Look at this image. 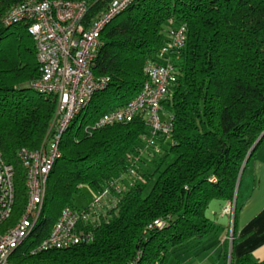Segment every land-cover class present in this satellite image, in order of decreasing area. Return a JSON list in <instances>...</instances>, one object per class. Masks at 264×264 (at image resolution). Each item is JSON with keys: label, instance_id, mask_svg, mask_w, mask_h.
Here are the masks:
<instances>
[{"label": "trees", "instance_id": "trees-1", "mask_svg": "<svg viewBox=\"0 0 264 264\" xmlns=\"http://www.w3.org/2000/svg\"><path fill=\"white\" fill-rule=\"evenodd\" d=\"M25 1L0 0V153L11 166L14 188L6 227L26 205V172L17 154L46 145L56 107L53 96L28 86L38 78L28 25L2 24ZM66 1L89 4L85 25L109 2ZM171 25L186 26L184 47L170 59L176 82L161 102V119L170 118L172 133L157 140L158 152L151 150L155 157L142 169L140 144L147 132L141 116L127 124L84 128L139 94L144 66L163 63L157 56ZM100 40L92 72L108 78L107 85L63 134L40 219L10 264H167L178 248L211 231L209 205L234 198L246 159L264 142V0H136L103 29ZM135 158L142 181L125 183ZM113 181L125 190L110 194L92 223L80 226L91 233L90 243L31 254L63 208H86L75 206L78 186L98 193ZM234 264L264 261L247 254Z\"/></svg>", "mask_w": 264, "mask_h": 264}, {"label": "built area", "instance_id": "built-area-1", "mask_svg": "<svg viewBox=\"0 0 264 264\" xmlns=\"http://www.w3.org/2000/svg\"><path fill=\"white\" fill-rule=\"evenodd\" d=\"M136 0H109L104 13L85 25L89 4L85 1L28 0L14 7L3 18L6 27L25 23L35 48L38 78L29 88L56 101L54 131L45 146L39 150H20V159L26 172L27 198L20 218L11 226H4L12 213L14 202L13 172L4 163L0 153V264H10L16 249L26 245V240L42 214L48 175L60 157V140L69 125L86 109L95 93L103 90L108 82L106 77H96L92 66L102 46L100 35L103 29L119 14L131 7ZM166 40L158 55L164 63H148L143 68L145 82L139 94L123 107L105 113L89 130L130 123L141 116L147 133L141 137L144 149L157 153L158 139H168L172 133L169 117L161 119V102L169 88L176 82L174 68L170 63L185 44L186 26H170ZM138 161L129 160L128 179L142 181L134 167ZM112 190V191H111ZM125 184L111 182L110 187L92 194V201L85 209H62L50 232L31 250L36 254L48 250H61L78 244H88L92 235L80 228L89 225L101 208L108 202L110 194L119 195ZM235 198L227 201L221 214L229 218V241L235 215ZM154 226L162 228L163 223L155 221Z\"/></svg>", "mask_w": 264, "mask_h": 264}, {"label": "crops", "instance_id": "crops-1", "mask_svg": "<svg viewBox=\"0 0 264 264\" xmlns=\"http://www.w3.org/2000/svg\"><path fill=\"white\" fill-rule=\"evenodd\" d=\"M140 149H144L142 143ZM152 153L148 149L143 154L142 169L147 167ZM82 190L90 200L93 192L88 187ZM235 203L232 241H229V218L221 214L223 203L213 201L206 213L211 231L184 248H178L168 262L174 259V264H234L247 254L253 261H264V142L242 168Z\"/></svg>", "mask_w": 264, "mask_h": 264}, {"label": "rangeland", "instance_id": "rangeland-1", "mask_svg": "<svg viewBox=\"0 0 264 264\" xmlns=\"http://www.w3.org/2000/svg\"><path fill=\"white\" fill-rule=\"evenodd\" d=\"M88 1H90V0H88ZM157 58L160 59V56L158 55ZM24 86H25V88H27V85H23V88H24ZM53 124H54V123H53ZM52 130H54V125H53V126L51 125V126H50V129H48V131H47V133H46V137H45L44 141L42 142V145H43L44 143H46V142L49 140V138L51 137V135H52V133H53ZM153 157H155V156H153ZM153 157H151L150 160H152ZM140 177H141V176H140ZM124 181H125V180H124ZM125 183H128V182L125 181ZM84 187H85V186H78V189L81 190V189L84 188ZM149 188H150V187H148V188L146 189V192L148 191ZM61 191H63V189H62ZM235 196H236V192H235V194H234V198H235ZM234 198H233V199H234ZM91 201H92V198L89 200L88 195L85 193L84 190H82V192L76 196V199H75V206L78 207V208L86 207L87 205L90 204ZM29 240H30V238H28V239L26 240V244L29 242ZM167 264H174V259L170 260V262H167Z\"/></svg>", "mask_w": 264, "mask_h": 264}, {"label": "water", "instance_id": "water-1", "mask_svg": "<svg viewBox=\"0 0 264 264\" xmlns=\"http://www.w3.org/2000/svg\"><path fill=\"white\" fill-rule=\"evenodd\" d=\"M23 89H27V88H25V86H24V88ZM260 139V138H259ZM247 160H248V158L246 159V161H245V163L247 162Z\"/></svg>", "mask_w": 264, "mask_h": 264}]
</instances>
